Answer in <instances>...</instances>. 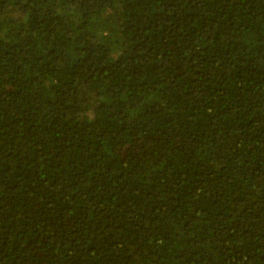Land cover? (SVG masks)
Returning a JSON list of instances; mask_svg holds the SVG:
<instances>
[{
  "label": "trees",
  "instance_id": "1",
  "mask_svg": "<svg viewBox=\"0 0 264 264\" xmlns=\"http://www.w3.org/2000/svg\"><path fill=\"white\" fill-rule=\"evenodd\" d=\"M0 264H264V0H0Z\"/></svg>",
  "mask_w": 264,
  "mask_h": 264
}]
</instances>
